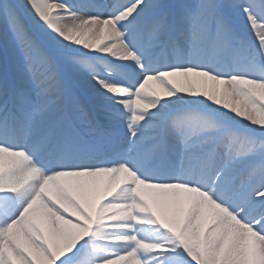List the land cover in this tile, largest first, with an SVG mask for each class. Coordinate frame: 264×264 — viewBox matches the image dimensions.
Returning a JSON list of instances; mask_svg holds the SVG:
<instances>
[{
    "label": "snow or ice",
    "instance_id": "snow-or-ice-1",
    "mask_svg": "<svg viewBox=\"0 0 264 264\" xmlns=\"http://www.w3.org/2000/svg\"><path fill=\"white\" fill-rule=\"evenodd\" d=\"M0 264H264V0H0Z\"/></svg>",
    "mask_w": 264,
    "mask_h": 264
},
{
    "label": "bare ground",
    "instance_id": "bare-ground-1",
    "mask_svg": "<svg viewBox=\"0 0 264 264\" xmlns=\"http://www.w3.org/2000/svg\"><path fill=\"white\" fill-rule=\"evenodd\" d=\"M0 44H2V47H0V68L7 64L10 66L11 69L13 64L17 62V54L14 53L10 46L6 47L2 40H0ZM2 75L3 72L0 71V76Z\"/></svg>",
    "mask_w": 264,
    "mask_h": 264
}]
</instances>
